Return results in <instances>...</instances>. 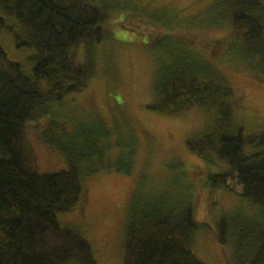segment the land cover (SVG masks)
<instances>
[{
  "label": "trees",
  "instance_id": "16d2710c",
  "mask_svg": "<svg viewBox=\"0 0 264 264\" xmlns=\"http://www.w3.org/2000/svg\"><path fill=\"white\" fill-rule=\"evenodd\" d=\"M213 10L214 27L206 25L213 34L225 30L224 53L214 40L209 58L193 45L184 47L183 37L159 39L154 48L163 57L155 60L148 108L163 116L192 107L213 112L186 148L209 164L223 163L207 174L209 189L234 182L252 210L217 219L216 238L230 250V264H264V131L245 132L235 118L243 103L213 64V55L222 54L225 62H215L264 82V3L224 0ZM108 17L99 0H0V35L32 51L26 73L0 44V264H97L87 239L56 216L84 200L87 178L102 168L100 137H109V129L102 122L96 123L101 133L88 123L73 127L55 111L94 77ZM35 147L58 154L64 168L41 172ZM141 183L128 205L121 264H204L193 248L199 226L189 186L155 192Z\"/></svg>",
  "mask_w": 264,
  "mask_h": 264
},
{
  "label": "rangeland",
  "instance_id": "374dc122",
  "mask_svg": "<svg viewBox=\"0 0 264 264\" xmlns=\"http://www.w3.org/2000/svg\"><path fill=\"white\" fill-rule=\"evenodd\" d=\"M223 1L99 0L109 9V17L104 24L105 38L95 51V75L83 91L67 96L55 111L73 127L88 123L101 133L96 123L102 122L109 129V137H100L104 146L102 168L87 178L84 200L72 211L56 216L61 226L72 227L87 239L97 264H121L128 205L141 179L145 183L142 187L155 192L166 187L181 191L188 185L196 199L194 216L199 226L194 235L195 256L204 264H230V250L219 244L213 224L221 217L236 212L249 215L252 210L237 194L234 182L227 188L209 189L207 174L220 171L224 164L205 162L191 154L185 144L211 123L213 112L192 107L163 116L148 108L153 99L155 60L163 57L154 44L165 36L183 37L184 47L193 45L210 58L209 42L214 40L223 54L225 46L220 40L225 30L217 28L213 34L207 27H214L209 18ZM135 22L139 26L119 27V23ZM0 44L8 57L24 64L29 73L32 64L28 67L27 63L32 51L17 49L6 34L0 35ZM222 54L213 55L215 61L225 62ZM231 54L225 53L229 59L234 58ZM215 61V68L243 103L235 118L248 134L264 131V82ZM35 151L41 172L64 168L58 154L43 147H35Z\"/></svg>",
  "mask_w": 264,
  "mask_h": 264
}]
</instances>
